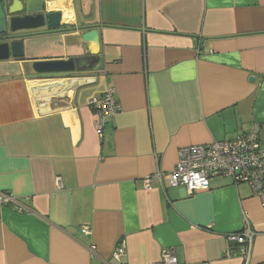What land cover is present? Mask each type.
<instances>
[{"label":"crops","instance_id":"1","mask_svg":"<svg viewBox=\"0 0 264 264\" xmlns=\"http://www.w3.org/2000/svg\"><path fill=\"white\" fill-rule=\"evenodd\" d=\"M21 1L62 23L17 32L23 58L0 61V191L27 210L0 208V264H115L118 245L124 264L165 249L177 264H242L227 236L248 226L251 262L264 264V211L247 184L219 175L188 194L167 179L181 146L253 128L264 144V0ZM90 29L98 63L33 71L88 56ZM109 89L118 110L100 135L89 101Z\"/></svg>","mask_w":264,"mask_h":264},{"label":"built area","instance_id":"2","mask_svg":"<svg viewBox=\"0 0 264 264\" xmlns=\"http://www.w3.org/2000/svg\"><path fill=\"white\" fill-rule=\"evenodd\" d=\"M89 104L96 115L95 130L102 135L106 120L118 110L113 90L109 89L102 96L92 98ZM219 175L231 177L234 184H247L252 194L260 200L264 211V144L258 128L209 144L181 146L175 166L167 174V179L170 185L182 187L188 194H193L208 190L210 179ZM56 179L60 183L61 178ZM3 205L27 211L16 204L13 194L0 191V208ZM81 231L88 234V226L82 227ZM253 238L254 231L250 226L242 232L228 234V241L234 244L228 254L239 257L242 264H252L250 254ZM124 254V246L118 245L112 255L115 264H124L121 261ZM152 264H177V258L171 250L165 249L161 252L160 261Z\"/></svg>","mask_w":264,"mask_h":264},{"label":"water","instance_id":"3","mask_svg":"<svg viewBox=\"0 0 264 264\" xmlns=\"http://www.w3.org/2000/svg\"><path fill=\"white\" fill-rule=\"evenodd\" d=\"M32 3L24 5L21 0H0V35L4 36L0 41V61L12 58H23V42L18 37L8 34H16L19 31L35 30L47 26L57 28L61 25V11H44L42 13H26V8L33 7ZM98 35L96 29L85 31L82 35L84 43H92L90 54L85 57L36 60L32 62V69L39 75L68 74L81 72L98 63ZM253 80V77L250 78ZM58 86H61L59 84ZM77 84H72L76 87Z\"/></svg>","mask_w":264,"mask_h":264},{"label":"flooded vegetation","instance_id":"4","mask_svg":"<svg viewBox=\"0 0 264 264\" xmlns=\"http://www.w3.org/2000/svg\"><path fill=\"white\" fill-rule=\"evenodd\" d=\"M8 35H10L9 37H11V36H20V34H8ZM4 36H2V35H0V41L2 40V38H3Z\"/></svg>","mask_w":264,"mask_h":264},{"label":"rangeland","instance_id":"5","mask_svg":"<svg viewBox=\"0 0 264 264\" xmlns=\"http://www.w3.org/2000/svg\"><path fill=\"white\" fill-rule=\"evenodd\" d=\"M34 7L26 8V13H33Z\"/></svg>","mask_w":264,"mask_h":264},{"label":"trees","instance_id":"6","mask_svg":"<svg viewBox=\"0 0 264 264\" xmlns=\"http://www.w3.org/2000/svg\"><path fill=\"white\" fill-rule=\"evenodd\" d=\"M91 107V106H90ZM92 108V107H91Z\"/></svg>","mask_w":264,"mask_h":264}]
</instances>
